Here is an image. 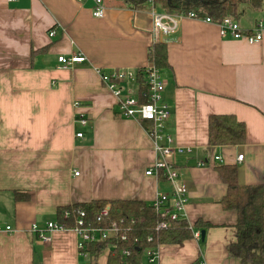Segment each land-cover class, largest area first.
<instances>
[{
    "label": "crops",
    "instance_id": "0c3cea01",
    "mask_svg": "<svg viewBox=\"0 0 264 264\" xmlns=\"http://www.w3.org/2000/svg\"><path fill=\"white\" fill-rule=\"evenodd\" d=\"M104 7L94 17L90 0H0V264H106L110 247L93 260L78 253L71 229L45 230L58 208L92 200L151 204L158 193L173 191L162 172L145 175L156 159L148 124L119 113L96 73L145 67L154 39L151 10H160L149 1ZM259 12L245 5L234 19L249 29L264 22ZM160 39L170 66L160 69L170 107L164 132L192 148L175 163L193 236L158 246V257L149 261L145 254L142 264H239L227 251L237 215L220 203L227 187L216 166L235 165L240 185L264 184V30L250 44L220 36L214 23L186 18ZM59 55L85 60L63 69ZM77 111L86 126L75 122ZM212 114L242 121L245 143L208 148ZM200 159L209 165L197 167ZM200 221L211 224L201 229L203 240L194 235Z\"/></svg>",
    "mask_w": 264,
    "mask_h": 264
},
{
    "label": "trees",
    "instance_id": "16d2710c",
    "mask_svg": "<svg viewBox=\"0 0 264 264\" xmlns=\"http://www.w3.org/2000/svg\"><path fill=\"white\" fill-rule=\"evenodd\" d=\"M148 1L160 11L183 15L193 11L214 21H219L225 16L237 18L239 9L245 5L254 12L264 9V0H103V3L137 8ZM148 61L159 69H168L170 66L167 61L166 45L161 42L153 44L148 49ZM136 77L140 90L145 91V69H137ZM207 127L208 148L239 145L246 141L245 124L232 114L210 115ZM216 169L227 187L220 203L224 209L234 210L237 215L236 239L227 246L228 255L236 258L239 264H263L264 184L240 185L235 165L221 164L216 166ZM106 204H109L107 214L96 220V216ZM80 211L95 224L100 222L106 226L111 222H117L120 234L125 236V239L115 237L86 245L89 257L93 260L110 247L106 264H142V258L147 250L157 249L164 244H180L193 236V229L185 217L172 220L167 227H159L161 221L169 218L161 217L160 211L152 204L136 200H92L73 203L58 208L56 221L70 228ZM210 226L211 224L200 221L194 228L201 230ZM120 249H126L128 254H123Z\"/></svg>",
    "mask_w": 264,
    "mask_h": 264
},
{
    "label": "built area",
    "instance_id": "2783aa9c",
    "mask_svg": "<svg viewBox=\"0 0 264 264\" xmlns=\"http://www.w3.org/2000/svg\"><path fill=\"white\" fill-rule=\"evenodd\" d=\"M13 1V0H9ZM81 1V0H78ZM92 2V15L94 17H102L104 14L103 0H90ZM153 19L154 39L150 47L161 42V37L178 30L183 19H195L206 23H214L222 37H231L233 39H245L248 43H257L262 39V31L264 30V22L262 19H257L249 29L243 28L239 22L231 16H225L219 21H214L210 17H203L195 12L183 14H170L160 12L154 8L151 10ZM53 33H50L52 36ZM85 60L84 56L71 55L66 57L59 55L57 61L60 68H72L75 64ZM146 71L145 91L140 90L139 83L136 77V69L130 68H112L110 70L96 69L102 84L112 93L116 109L123 116L135 119L139 122L148 124L147 134L153 144V149L156 154V159L145 171V175H155L160 171L165 175L167 181L173 184V191L168 195L158 193L151 202L153 207L160 211L161 217H168V220L161 221L159 227H167L172 220L184 218V206L187 201L186 186L177 181L178 171L176 169L175 157L182 154H190L191 147H182L174 142V139L165 134L164 128L166 122L170 118V107L164 100V90L166 87L165 78L162 71L156 66L148 63L144 67ZM74 107L79 108V103L74 101ZM76 123L84 127L87 124V119L83 113L77 111ZM76 137L82 138L83 132L75 133ZM243 156L238 155L237 159L242 160ZM213 162H221V157L214 155L211 159ZM209 165V160L200 159L196 162L197 167ZM74 175H78L74 171ZM109 209V204L103 206L96 220H100L102 215H106ZM6 231L10 230V226L4 227ZM66 227L57 223V221L47 222L45 230H62ZM76 237V248L80 255L89 257V252L86 250V245L99 240L112 239L119 237L125 239V236L120 234V227L117 222H111L109 225L103 226L100 222L93 223L86 218L83 211L74 219V225L70 227ZM0 230L2 227L0 225ZM31 230L38 232L40 240L48 242L50 237L45 233L38 231L35 224L31 226ZM196 238L200 237V232L194 233ZM123 254H128L126 249H120ZM146 256L149 261H153L158 257L157 249H149L146 251Z\"/></svg>",
    "mask_w": 264,
    "mask_h": 264
},
{
    "label": "water",
    "instance_id": "95a60500",
    "mask_svg": "<svg viewBox=\"0 0 264 264\" xmlns=\"http://www.w3.org/2000/svg\"><path fill=\"white\" fill-rule=\"evenodd\" d=\"M200 239L203 240L204 239V230L200 231Z\"/></svg>",
    "mask_w": 264,
    "mask_h": 264
},
{
    "label": "rangeland",
    "instance_id": "374dc122",
    "mask_svg": "<svg viewBox=\"0 0 264 264\" xmlns=\"http://www.w3.org/2000/svg\"><path fill=\"white\" fill-rule=\"evenodd\" d=\"M259 11H260L259 13L263 16V15H264V9L261 8ZM149 48H150V46H149ZM148 63H149V61H148ZM143 68H144V67H143Z\"/></svg>",
    "mask_w": 264,
    "mask_h": 264
}]
</instances>
